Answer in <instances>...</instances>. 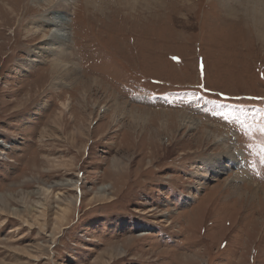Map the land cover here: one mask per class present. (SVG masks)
I'll return each mask as SVG.
<instances>
[{
  "label": "rangeland",
  "instance_id": "374dc122",
  "mask_svg": "<svg viewBox=\"0 0 264 264\" xmlns=\"http://www.w3.org/2000/svg\"><path fill=\"white\" fill-rule=\"evenodd\" d=\"M0 264H264V3L0 0Z\"/></svg>",
  "mask_w": 264,
  "mask_h": 264
},
{
  "label": "bare ground",
  "instance_id": "6f19581e",
  "mask_svg": "<svg viewBox=\"0 0 264 264\" xmlns=\"http://www.w3.org/2000/svg\"><path fill=\"white\" fill-rule=\"evenodd\" d=\"M260 1H262L263 3H264V0H260ZM66 29V28H65ZM57 35V34H56ZM65 55V54H64ZM62 56V55H61ZM184 118V117H183ZM185 118H188L186 115H185ZM184 118V120H186ZM189 119V118H188ZM193 122V121H192ZM189 123V122H188ZM219 142V141H218ZM218 144V143H217ZM232 149H234V148H232ZM228 150L229 149H227V152H228ZM225 157L230 161V162H234L235 161V163L234 164H238V163H240L239 162V160H238V154L237 153H234V152H232V154L230 153V154H225ZM241 164V163H240ZM240 165H238V168H240L239 167Z\"/></svg>",
  "mask_w": 264,
  "mask_h": 264
}]
</instances>
